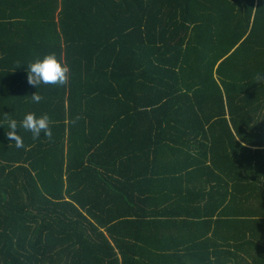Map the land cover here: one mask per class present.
Here are the masks:
<instances>
[{
    "label": "trees",
    "instance_id": "trees-1",
    "mask_svg": "<svg viewBox=\"0 0 264 264\" xmlns=\"http://www.w3.org/2000/svg\"><path fill=\"white\" fill-rule=\"evenodd\" d=\"M258 72L264 0H0V264H264Z\"/></svg>",
    "mask_w": 264,
    "mask_h": 264
},
{
    "label": "clouds",
    "instance_id": "clouds-1",
    "mask_svg": "<svg viewBox=\"0 0 264 264\" xmlns=\"http://www.w3.org/2000/svg\"><path fill=\"white\" fill-rule=\"evenodd\" d=\"M17 62V66H19ZM70 79V68L66 62L58 59L55 53H49L44 55L42 58L35 59L27 66V83L34 87L40 85H53V86H67ZM255 82L264 84V72H258L254 77ZM44 97L38 92H34L31 95V100L34 103H40ZM82 119L80 114L70 118L67 123L70 125L76 124ZM7 124V137L11 141H15L17 147L23 148L24 143L20 135H18V123L15 119L5 115L4 121L0 122V126L3 123ZM53 121L50 119L48 114L37 116L33 112H28L24 115L22 121H20L19 127L29 131L32 135L33 140L40 138L41 133L47 137L48 140H52L53 133L50 125Z\"/></svg>",
    "mask_w": 264,
    "mask_h": 264
},
{
    "label": "crops",
    "instance_id": "crops-1",
    "mask_svg": "<svg viewBox=\"0 0 264 264\" xmlns=\"http://www.w3.org/2000/svg\"><path fill=\"white\" fill-rule=\"evenodd\" d=\"M135 166V165H134Z\"/></svg>",
    "mask_w": 264,
    "mask_h": 264
}]
</instances>
